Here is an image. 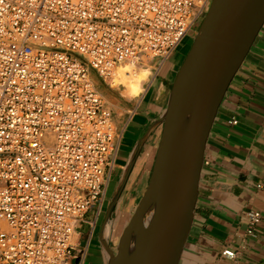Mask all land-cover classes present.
<instances>
[{"label": "built area", "instance_id": "2783aa9c", "mask_svg": "<svg viewBox=\"0 0 264 264\" xmlns=\"http://www.w3.org/2000/svg\"><path fill=\"white\" fill-rule=\"evenodd\" d=\"M211 1L0 0V264H82L119 156L91 71L166 62Z\"/></svg>", "mask_w": 264, "mask_h": 264}, {"label": "water", "instance_id": "95a60500", "mask_svg": "<svg viewBox=\"0 0 264 264\" xmlns=\"http://www.w3.org/2000/svg\"><path fill=\"white\" fill-rule=\"evenodd\" d=\"M264 25V0H212L162 114L137 141L101 227L106 264H179L188 240L218 109ZM161 127L152 172L133 214L111 244L106 229L138 156Z\"/></svg>", "mask_w": 264, "mask_h": 264}, {"label": "crops", "instance_id": "0c3cea01", "mask_svg": "<svg viewBox=\"0 0 264 264\" xmlns=\"http://www.w3.org/2000/svg\"><path fill=\"white\" fill-rule=\"evenodd\" d=\"M174 55L164 63L153 64L154 74L138 96H128L125 90L118 93L112 88L100 91L112 113L119 150L127 138L132 141L130 153L118 163L121 166L128 161L139 138L164 111L171 89L168 84L173 82L180 66L173 60ZM166 66L168 70L154 90L152 87ZM91 77L94 83V77L102 81L95 72H91ZM234 120L236 124L232 123ZM157 130L158 127L142 147L131 186L139 175L143 180L147 174L159 142ZM259 184H264V25L232 80L213 123L194 220L179 264H264V188H258ZM128 185L112 219L129 192ZM253 210L261 213L262 222L249 233L247 213ZM103 222L104 218L96 225L90 241L88 225L86 235L81 230L77 232L80 247H87L82 264L107 263L100 232ZM225 250L233 251L235 257L224 256Z\"/></svg>", "mask_w": 264, "mask_h": 264}, {"label": "rangeland", "instance_id": "374dc122", "mask_svg": "<svg viewBox=\"0 0 264 264\" xmlns=\"http://www.w3.org/2000/svg\"><path fill=\"white\" fill-rule=\"evenodd\" d=\"M208 8H209V6H208ZM208 8H207L206 12L208 11ZM201 22L197 26H195L193 31L183 40V42L180 44V46L177 48V50L174 53L175 55L173 56V60L178 61V63H180V66L184 62L187 54L189 53V51L191 49V46L193 44V38H194ZM159 63H160V60L155 59L152 61V63H151V61H148V62H144V64H140V67L142 69H147L150 72L148 78L143 83V87H145V84L149 81V78L151 76H153L154 71H155L154 65H158ZM180 66H179V68H180ZM167 70H168V66L164 67V70L162 71V73L160 75L161 77H159V80L156 81L155 85H153V87H152L154 90L159 88V86L161 84V79L166 74ZM91 72L93 73V71H91ZM97 79H98V77H97ZM94 80H95V83L97 84L96 87H97L99 92L101 91V89H104L106 91L107 88H112V89L116 90V92H118V93L124 92V90H125V87L123 85H117V86L111 85L113 78H112V80H110L108 82H105L103 80L101 81L99 79H98V81H99L98 82L95 77H94ZM174 80H175V77H174ZM174 80H173V82H174ZM173 82L171 84H168L169 89L172 87ZM156 132L158 133L159 140H160L161 127H158V130ZM131 143H132V141L127 138L126 141L123 143L122 147H120L119 156H118V163L122 162L121 159L123 158V156H126L130 153V148H132ZM157 146H158V144H157ZM157 146H156V151H157ZM155 157H156V153H154V156L152 158V162L150 163L149 168L147 170V174L144 175V179L141 180V177H140L141 175H139L137 180H135V182L133 183V186H131L130 184L128 185L129 192L126 194L124 202L118 208L116 216L113 219H111V221L109 222L108 231H109V238H110L111 244H114V242L117 240L118 236H120V233H121L123 227L128 222L131 215L133 214L135 207H136L139 199L141 198L145 187H147V184H148L151 172H152ZM119 170L120 169L117 167L115 173L118 174ZM113 193H114V186H111V187H109L107 198L110 199L112 197ZM107 205H108V203H107ZM106 211H107V207L105 208L103 214H105ZM94 217H95V213L93 211H90L86 215L85 219L87 221H92L94 219ZM80 230H81L83 235H86V233L88 231V227L86 225H83V227Z\"/></svg>", "mask_w": 264, "mask_h": 264}, {"label": "bare ground", "instance_id": "6f19581e", "mask_svg": "<svg viewBox=\"0 0 264 264\" xmlns=\"http://www.w3.org/2000/svg\"><path fill=\"white\" fill-rule=\"evenodd\" d=\"M150 72L142 69L139 64L124 63L120 65L113 75L111 85H123L125 94L128 96H138L143 90V83L148 78ZM124 94V93H123ZM109 225L106 229L108 233Z\"/></svg>", "mask_w": 264, "mask_h": 264}, {"label": "flooded vegetation", "instance_id": "af4514ba", "mask_svg": "<svg viewBox=\"0 0 264 264\" xmlns=\"http://www.w3.org/2000/svg\"><path fill=\"white\" fill-rule=\"evenodd\" d=\"M126 164H127V161L124 162L123 166H121L120 164H118V168L120 169V170H119V173H118V174H116V173L114 174V176H113V180H112V182H111V184H110V187H111V186H114V191L116 190V187H117V185H118V183H119L120 177H121V175H122V173H123V170H124ZM135 165H136V163H135ZM135 165H134V167H133V169H132V172H131V174H130V176H129V179H128L127 183H126V186H125V188H124V190H123L121 196L124 194V191H125L127 185L131 182L132 176L134 175V171H135ZM120 198H121V197H120ZM110 199H111V198H110ZM110 199L107 198L106 203H105V208L108 207L109 202H110ZM107 203H108V205H107ZM103 215H104V214H103ZM102 218H103V217H102ZM102 218H101V219L99 220V222L97 223V226H99V225L101 224V220H102Z\"/></svg>", "mask_w": 264, "mask_h": 264}]
</instances>
